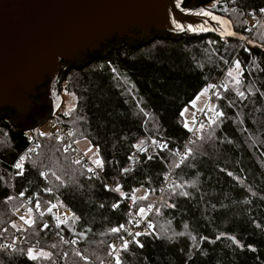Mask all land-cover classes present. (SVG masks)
I'll list each match as a JSON object with an SVG mask.
<instances>
[{
    "label": "trees",
    "instance_id": "1",
    "mask_svg": "<svg viewBox=\"0 0 264 264\" xmlns=\"http://www.w3.org/2000/svg\"><path fill=\"white\" fill-rule=\"evenodd\" d=\"M212 3L204 6L250 42L212 33L156 38L120 45L67 72L61 95L71 94L74 104L62 103L55 116L75 141L96 149L99 173L44 132L23 168L14 167L29 141L9 118L0 119V264H56L52 253L68 264H99L130 218L127 203L138 210L162 191L147 231L118 250L121 264H264V28L252 22L264 0ZM237 59L239 84L226 75ZM219 79L214 110L205 109L191 134L181 111ZM53 201L72 212L56 230L44 227L42 214ZM25 203L31 226L19 216ZM30 248L48 258L30 260Z\"/></svg>",
    "mask_w": 264,
    "mask_h": 264
},
{
    "label": "water",
    "instance_id": "2",
    "mask_svg": "<svg viewBox=\"0 0 264 264\" xmlns=\"http://www.w3.org/2000/svg\"><path fill=\"white\" fill-rule=\"evenodd\" d=\"M210 1L181 0L177 8L175 0H0V119L33 133L60 106L67 72L120 45L201 33L238 37L227 17L213 13L227 22L221 25L181 10ZM173 19L185 25L207 20L210 30H177ZM146 146L136 147L138 153Z\"/></svg>",
    "mask_w": 264,
    "mask_h": 264
},
{
    "label": "built area",
    "instance_id": "3",
    "mask_svg": "<svg viewBox=\"0 0 264 264\" xmlns=\"http://www.w3.org/2000/svg\"><path fill=\"white\" fill-rule=\"evenodd\" d=\"M263 16L264 14L261 15V17ZM222 84L223 83L221 79H219L214 85L215 87L210 89V95L212 96L216 88ZM204 111L195 115L196 123H195L193 130L191 131V134L194 131L195 127L198 126L201 123L202 119L204 118V114H203ZM63 121L64 120L62 118L58 119V117H56L54 113L52 116H50L47 120L43 122L45 123L47 127L44 133H47L51 137L64 140L65 150L69 151L72 154L73 160L82 161L83 164L87 168L91 169V171H93L94 173H99L101 171V167L97 166L96 164H93L89 160L87 155L78 146L77 141H75V139L73 138V129L71 127L66 126ZM39 126L34 127L33 133L31 129L24 131L25 138L29 141V146L17 157L16 163L19 161V158L21 156H24L25 159H27L35 151V147L37 144L36 139L39 133L38 131ZM167 184H168V178L165 179L163 183V188H165ZM127 204L131 210L130 218L127 222L122 224L123 228H121L119 237L112 244L107 259H105L103 262L99 264H111L113 259H115L118 250L122 248L125 243H128L132 241L133 239H135L138 236L137 233L141 234L147 231V228H148L147 219L150 213L154 211V206L149 207L147 209L146 214H140L138 210L131 208L130 201ZM49 208L51 209V211H48ZM30 210H31L30 205L25 203L24 206L20 209L19 213L28 214ZM42 214L45 217H48V218H45L44 220L45 224L48 225L47 227L52 230H56L57 228L60 227L61 224H63L66 221V219L71 214V211L68 207L62 205V203H58V205H55V207H53V205H50L47 209H45V211ZM61 221L62 223H59ZM58 223H59V226H57ZM21 240H22V236H20L17 239V241L13 242L12 245L19 244ZM52 254L55 257L56 264H68L64 254L63 255H57L55 253H52Z\"/></svg>",
    "mask_w": 264,
    "mask_h": 264
},
{
    "label": "snow or ice",
    "instance_id": "4",
    "mask_svg": "<svg viewBox=\"0 0 264 264\" xmlns=\"http://www.w3.org/2000/svg\"><path fill=\"white\" fill-rule=\"evenodd\" d=\"M175 3H176L177 8H180L181 7V0H175ZM215 6H216V0H213V3L211 5V7L212 8H215ZM181 10L182 11H185L186 13L187 12H191L195 16L209 18L210 20L215 21L216 23L221 24V25L227 24V22L224 21L222 17H219V16L214 15L211 10L206 9L204 7H200L198 10H195V11H193L191 9H181ZM260 12L262 14H264V8L260 9ZM206 24H207V20H205V23L204 24L189 23L187 25L183 24L182 22H180V21H178L176 19H173L172 20V25L174 26L175 29H177V30H183L185 27H187V30L188 31H192V32H195V31H208V30H210V29H208L206 27ZM211 30H214V29H211ZM245 30H248V29H245ZM231 34L232 33H229V35H231ZM233 70H235V73H236L235 76L233 75ZM242 74L243 73H242V70H241V67H240V61L238 59L232 62V67L229 68V70L226 73V75L228 77H230L236 84H239L240 83V79L239 78H240V76ZM213 87H215V86L212 85V84L207 85L204 89H202L199 93H197L196 96L192 100L189 101V104L193 108H195L196 107V101L199 100L200 97L202 95H204L208 91V89H211ZM239 95L240 96H243V93L241 92V93H239ZM219 98L220 97L217 96V99H219ZM187 111H188L187 108L183 109L181 111L180 115L183 117L184 114H185V112H187ZM215 115L217 117H219V116H223V113L222 112H219V111H216L215 112ZM192 117H193V123H196L195 113L192 114ZM213 122H214L213 120H210L209 121V123H213ZM184 127L186 129H188L189 131H192L193 130V129L189 128V125H188L187 120H185V122H184ZM201 127H203V126L201 125ZM41 135H43V133H41ZM137 147H139V146H137ZM162 147H166V145H164ZM139 150L140 151H144L143 148H140ZM149 158L151 159V157H149ZM24 159H25V157L24 156H21L19 158V161L14 165V167H16L18 169L23 168V164L21 162ZM94 162L96 163L97 166L102 167V162L99 159H96ZM89 171H91V169H89ZM18 174H22V173H18ZM41 175L43 176V175H45V173L42 172ZM105 187L107 188L108 186L105 185ZM119 188H120V186L117 185L116 190L119 191ZM21 195H23V193H21ZM9 199H11V197H9ZM116 206L117 205H115V204L113 205V207H116ZM53 207H55V205H53ZM37 208H39V204H37ZM48 211H51V209L49 208ZM143 211H144V209H140V212L141 213H143ZM21 219L24 220V222L26 224H29V226H31V223H34V221L31 219V217H29L28 219H25L24 217H21ZM59 223H62V221L59 222ZM59 223L57 224V226H59ZM47 226H48L47 224L44 225V227H47ZM120 227L123 228V225H121ZM112 231L113 232H117V231H119V229L118 228H113ZM139 234L140 233H137V235H139ZM123 247L126 249L127 248V243H125ZM27 256H28V258L30 260H37V259H40V258H44V259H47L48 258V254L47 253H44V252H34L33 249H31V248L28 249ZM115 259H116V264H121V261H120V257L119 256H117Z\"/></svg>",
    "mask_w": 264,
    "mask_h": 264
},
{
    "label": "rangeland",
    "instance_id": "5",
    "mask_svg": "<svg viewBox=\"0 0 264 264\" xmlns=\"http://www.w3.org/2000/svg\"><path fill=\"white\" fill-rule=\"evenodd\" d=\"M213 1V0H212ZM211 2V1H210ZM205 7V6H204ZM206 9H209V8H207V7H205ZM210 10V9H209ZM252 22H254V23H256V24H260L263 28H264V16L263 17H258L257 19H254V20H252ZM233 30H234V28H233ZM235 31V30H234ZM233 31L231 30V33H232ZM235 33H236V31H235ZM238 35V34H237ZM236 38H238V39H240V40H244L245 42H250L249 40H248V37H243V36H240V35H238V37H236ZM233 75L235 76L236 75V73H235V70H233ZM211 95H210V89H208V91L204 94V95H202L201 97H200V99L199 100H197L196 101V107L195 108H193L191 105H189V106H186L185 108H187L188 109V111L187 112H185V114H184V122H185V120H187V122H188V125H189V128H191V129H193L194 128V126H195V123H193V117H192V114L193 113H195V115L196 114H198V113H201L202 111H204L205 109L209 112V113H212L211 111H212V109H213V107H212V103H210V99H211ZM63 98L64 99H62L61 100V102H60V106L62 105V103H64V105L66 106V108L67 109H69V108H71L72 106H73V104H74V98H73V96L71 95V94H68V93H64L63 92ZM60 106L58 107V108H60ZM184 108V109H185ZM58 110V109H57ZM56 110V111H57ZM212 117H213V115H212ZM195 120H196V118H195ZM44 122V121H43ZM46 129H47V127H46V125H45V123H42L39 127H38V131L39 132H45L46 131ZM77 144H78V146L80 147V149L87 155V157L89 158V160L93 163V164H96L94 161L96 160V159H99L98 158V155H97V152H96V149L93 147V146H91L87 141H85V140H82V141H77ZM137 146H139V145H137ZM136 146V147H137ZM139 152V151H138ZM140 153H138L137 155H139ZM135 156H133V158H134ZM134 162L136 163L137 162V159H134ZM165 189V188H164ZM163 189V190H164ZM162 193H163V191L162 192H160L159 193V195H157L155 198H153V199H151L152 201L151 202H148L146 205H142V206H140L139 208H138V212L140 213V214H146L147 213V209L149 208V207H151V206H154V211L152 212V213H150V215L151 214H154V213H157L158 212V202L160 201V199H161V197H162ZM135 194H137V195H141V196H144L145 195V191H143V190H141V189H139L138 191H136L135 192ZM58 203H62V205H64V206H66L63 202H61V201H53L50 205H58ZM67 207V206H66ZM140 209H144V211H143V213H141L140 212ZM45 211V210H44ZM20 214V213H19ZM71 215H72V212H71V214L69 215V217L67 218V219H69L70 217H71ZM20 217H24L25 219H28L29 218V216L30 215H27V214H20L19 215ZM66 219V220H67Z\"/></svg>",
    "mask_w": 264,
    "mask_h": 264
},
{
    "label": "bare ground",
    "instance_id": "6",
    "mask_svg": "<svg viewBox=\"0 0 264 264\" xmlns=\"http://www.w3.org/2000/svg\"><path fill=\"white\" fill-rule=\"evenodd\" d=\"M137 152H138V149H136L135 151H134V153H133V156H135L133 159H135L136 158V156H137ZM132 156V157H133Z\"/></svg>",
    "mask_w": 264,
    "mask_h": 264
}]
</instances>
